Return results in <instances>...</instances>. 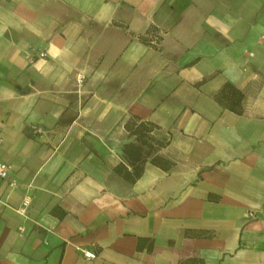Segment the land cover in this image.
Returning <instances> with one entry per match:
<instances>
[{
    "label": "crops",
    "instance_id": "0c3cea01",
    "mask_svg": "<svg viewBox=\"0 0 264 264\" xmlns=\"http://www.w3.org/2000/svg\"><path fill=\"white\" fill-rule=\"evenodd\" d=\"M0 161V264H264V0H0Z\"/></svg>",
    "mask_w": 264,
    "mask_h": 264
},
{
    "label": "built area",
    "instance_id": "2783aa9c",
    "mask_svg": "<svg viewBox=\"0 0 264 264\" xmlns=\"http://www.w3.org/2000/svg\"><path fill=\"white\" fill-rule=\"evenodd\" d=\"M41 55L43 56L44 53H42ZM7 171H8L7 165L5 163H3L2 161H0V178L1 177H4L6 175V173H7ZM27 203H28L27 200H25L23 202V205H26ZM84 255L86 257H89V258L93 257V254L92 253H89V252H84Z\"/></svg>",
    "mask_w": 264,
    "mask_h": 264
}]
</instances>
